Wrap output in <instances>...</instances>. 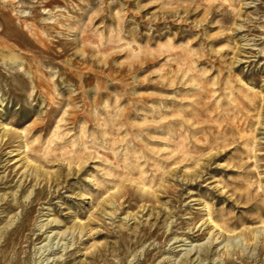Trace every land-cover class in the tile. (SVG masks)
<instances>
[{"label":"rangeland","instance_id":"obj_1","mask_svg":"<svg viewBox=\"0 0 264 264\" xmlns=\"http://www.w3.org/2000/svg\"><path fill=\"white\" fill-rule=\"evenodd\" d=\"M0 264H264V0H0Z\"/></svg>","mask_w":264,"mask_h":264},{"label":"bare ground","instance_id":"obj_2","mask_svg":"<svg viewBox=\"0 0 264 264\" xmlns=\"http://www.w3.org/2000/svg\"><path fill=\"white\" fill-rule=\"evenodd\" d=\"M15 156H17V160H16V162L17 163H20V166L21 167H25L26 165H25V161H24V156H22V154L21 153H17ZM60 234L58 233V234H55V236H59Z\"/></svg>","mask_w":264,"mask_h":264}]
</instances>
